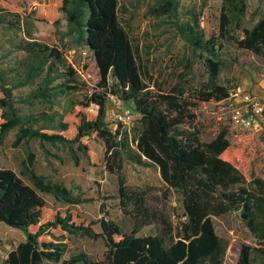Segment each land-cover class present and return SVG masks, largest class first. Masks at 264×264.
<instances>
[{"label":"trees","instance_id":"trees-1","mask_svg":"<svg viewBox=\"0 0 264 264\" xmlns=\"http://www.w3.org/2000/svg\"><path fill=\"white\" fill-rule=\"evenodd\" d=\"M66 4L63 0L68 24L90 52L99 80L83 101L59 114L44 116L47 127L34 128L36 118L12 115L0 124V137L17 128L18 141L37 139L42 144L68 148L71 154L77 146L88 158V142H99L103 147V172L115 178L118 206L130 219L132 229L125 235L103 218L86 222L71 209L62 212L49 208L37 192L70 206L81 201L31 169L28 178L32 187L11 170L0 169V224L25 237L2 264H222L225 247L215 235L211 219L228 213H237L256 242L264 244V180L251 174L247 181L241 172L257 155L256 136L240 134L231 142L226 131H221L214 139L202 142L191 112L195 103L180 92L153 93L142 79L129 36L118 22L119 0H73ZM240 4L243 7L242 0ZM14 17L17 21H7L0 8V28L22 32L24 37L9 43L10 52L24 53L25 57L11 71L12 81L5 69L0 70V104L8 106L12 91L24 87L33 90L21 103L51 102L80 92L83 83L66 65L60 49L42 42L24 28L19 16ZM182 38L206 55L204 62L212 79L217 78L222 66L219 52L224 42L264 63V14L251 24L237 15L222 13L216 38L205 40L201 31L188 25L183 27ZM110 96L129 105L138 116L129 131L121 125L113 130L105 122ZM228 98V90L215 85L196 100L219 102ZM32 161L29 155L28 165ZM126 163L155 168L166 190L180 197L185 220L174 225L165 192L157 196L126 185ZM144 227H152L154 234L136 236ZM73 235L102 239L106 248L102 260L92 261L81 253L63 259L71 248L69 236ZM237 264H264V250L242 247Z\"/></svg>","mask_w":264,"mask_h":264},{"label":"rangeland","instance_id":"rangeland-1","mask_svg":"<svg viewBox=\"0 0 264 264\" xmlns=\"http://www.w3.org/2000/svg\"><path fill=\"white\" fill-rule=\"evenodd\" d=\"M63 0H0L7 21H17L19 16L24 28L48 45L57 46L63 54L66 65L75 72L80 92L68 93L51 102L34 101L21 103L33 90L24 87L12 91L8 106L0 104V124L12 115L19 118H36L34 128L47 127V118L61 113L65 108L75 106L84 100L91 87L99 78L93 58L81 42L74 27L68 24L62 10ZM73 0H67L72 4ZM119 0L118 22L128 34L134 49L138 69L142 79L149 83L153 93L177 94L195 103L191 112L195 115V127L202 142L214 139L221 131H226L227 139L233 141L240 134H253L258 142L256 157L241 169L247 181L251 174L264 180V122L258 132L247 131L232 126L230 106L243 107L241 97L255 96L264 103V63L251 53L240 50L231 43H222L220 53L222 66L216 79H212L206 68L205 54L195 51L182 38L184 25L194 31H201L205 40L219 34V20L222 13L239 20L256 24L264 14V0ZM240 8L241 13L236 9ZM234 30V23L230 25ZM22 32L5 31L0 28V70H6V77L12 81L11 71L24 53H11L12 46L23 39ZM62 80H59V82ZM85 84V85H84ZM228 90L229 98L223 101L197 102L202 93H209L213 86ZM0 99L2 95L0 93ZM131 114L128 124H122L117 117ZM138 116L129 105H123L113 97L107 98L105 122L111 129L121 125L130 130ZM50 127V126H48ZM49 131L50 130H46ZM17 128L0 137V169L14 172L26 185L31 186L28 170L43 176L50 183L64 187L77 197L79 204L70 206L55 201L52 196L37 192L47 206L64 212L71 209L79 220L97 222L99 219L116 224L125 235L131 232V221L119 209L116 198V180L103 172V147L90 140L89 157L73 146L74 154L68 148L42 144L37 139L24 138L18 141ZM33 156L28 165V156ZM126 185L145 190L152 195L167 194L166 205L172 214L174 225L183 222L180 197L167 191L158 171L153 167H140L126 163L123 168ZM32 187V186H31ZM215 235L225 247L222 264H237L242 247L264 250L251 236L237 213H228L212 218ZM96 230L100 232L98 225ZM154 234L152 227H144L136 235L146 237ZM25 240L24 235L0 224V264L7 254ZM71 248L63 259L84 254L90 260H102L106 248L102 239H90L82 235L69 236Z\"/></svg>","mask_w":264,"mask_h":264},{"label":"built area","instance_id":"built-area-1","mask_svg":"<svg viewBox=\"0 0 264 264\" xmlns=\"http://www.w3.org/2000/svg\"><path fill=\"white\" fill-rule=\"evenodd\" d=\"M241 102L243 107L230 106L232 126L247 131H260L261 122H264V103L250 94L242 96ZM117 118L122 124L126 125L130 121L131 114L127 112L123 117L119 116Z\"/></svg>","mask_w":264,"mask_h":264},{"label":"crops","instance_id":"crops-1","mask_svg":"<svg viewBox=\"0 0 264 264\" xmlns=\"http://www.w3.org/2000/svg\"><path fill=\"white\" fill-rule=\"evenodd\" d=\"M263 100V102H264V99H262ZM53 198V197H52ZM54 199V198H53ZM47 206V205H46ZM47 207H49V208H53V206L52 205H49V206H47Z\"/></svg>","mask_w":264,"mask_h":264}]
</instances>
